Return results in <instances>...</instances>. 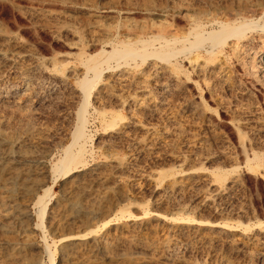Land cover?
<instances>
[{
    "label": "rangeland",
    "instance_id": "rangeland-1",
    "mask_svg": "<svg viewBox=\"0 0 264 264\" xmlns=\"http://www.w3.org/2000/svg\"><path fill=\"white\" fill-rule=\"evenodd\" d=\"M251 20L105 64L83 161L55 171L91 55ZM263 49L264 0H0V264H264Z\"/></svg>",
    "mask_w": 264,
    "mask_h": 264
},
{
    "label": "bare ground",
    "instance_id": "bare-ground-1",
    "mask_svg": "<svg viewBox=\"0 0 264 264\" xmlns=\"http://www.w3.org/2000/svg\"><path fill=\"white\" fill-rule=\"evenodd\" d=\"M257 26L258 24L252 20L250 22L243 21L235 24L221 23L219 29H215L211 31H201V30L199 31L198 30L199 28H196V31L194 33V40H191L188 37H185L184 40L180 39V37H176L175 39H171L167 41L169 44L172 45L185 42V46L183 45L184 47L182 46L183 47L182 49L173 48L170 51L169 50L165 51L163 49H154L152 52H149L146 46L140 48L136 44L130 42H124L121 45H114L111 51L109 52L108 51L103 52L104 55L101 58H99L98 54L91 55V57L89 56L90 58L86 62L87 69L85 71L87 72L88 70V72L91 73L93 72V77L86 76L79 82L80 87L84 94L83 98H85L84 99L85 101L83 102L82 106L78 111L76 129L72 134L73 136L72 143L66 148L65 155L61 158V160L58 163H56L55 171L67 175L69 172H72L74 170V168L78 163H81L83 161L82 159L84 158L86 152L85 144L86 142H88L87 139L89 137L87 133V125H88L87 114L89 112V107L91 104L92 92L94 88H96V86L101 82L103 75L105 73L104 71L106 67L105 68L103 67L105 64H108L109 68H114L111 65V61L112 60L114 61V59L116 62H118V66H121L120 64L121 61L123 62L125 61L126 63H128L130 60L133 61L138 58L146 60L147 58L150 57L151 58L154 57L156 59L159 58L160 60L162 59L170 62L171 59L177 57L181 53L183 52L192 53L194 50L206 46L207 43L210 44L209 45V47L211 48L210 52H214L221 45L225 44L229 39H233L234 37L241 38L247 33V31L254 29ZM148 43H149L148 45H150V41ZM260 56L264 59V49L261 50ZM93 60L95 62L91 64L92 62L90 63V61ZM46 208H47V202L42 203L41 212L39 213V217L41 218L40 226L42 228H44L43 220L45 217ZM79 237L81 236H73V238H77V239ZM49 256L51 258L52 264H54L51 252H49Z\"/></svg>",
    "mask_w": 264,
    "mask_h": 264
}]
</instances>
